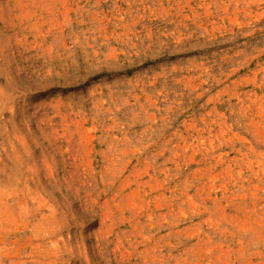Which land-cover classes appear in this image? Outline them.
Masks as SVG:
<instances>
[{"label":"rangeland","instance_id":"1","mask_svg":"<svg viewBox=\"0 0 264 264\" xmlns=\"http://www.w3.org/2000/svg\"><path fill=\"white\" fill-rule=\"evenodd\" d=\"M0 264H264V0H0Z\"/></svg>","mask_w":264,"mask_h":264}]
</instances>
